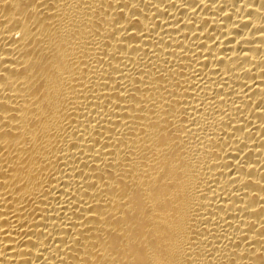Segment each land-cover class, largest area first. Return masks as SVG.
<instances>
[{
	"label": "bare ground",
	"instance_id": "1",
	"mask_svg": "<svg viewBox=\"0 0 264 264\" xmlns=\"http://www.w3.org/2000/svg\"><path fill=\"white\" fill-rule=\"evenodd\" d=\"M0 264H264V0H0Z\"/></svg>",
	"mask_w": 264,
	"mask_h": 264
}]
</instances>
